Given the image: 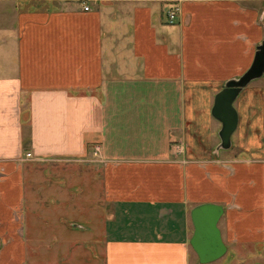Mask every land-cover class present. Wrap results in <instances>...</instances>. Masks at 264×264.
Wrapping results in <instances>:
<instances>
[{"label":"crops","instance_id":"crops-1","mask_svg":"<svg viewBox=\"0 0 264 264\" xmlns=\"http://www.w3.org/2000/svg\"><path fill=\"white\" fill-rule=\"evenodd\" d=\"M263 41L264 0H0V264H199L204 204L264 250V77L240 153L212 114ZM76 200L97 220L45 215Z\"/></svg>","mask_w":264,"mask_h":264},{"label":"water","instance_id":"water-1","mask_svg":"<svg viewBox=\"0 0 264 264\" xmlns=\"http://www.w3.org/2000/svg\"><path fill=\"white\" fill-rule=\"evenodd\" d=\"M264 77V41L258 46L254 62L250 69L240 78L228 81L225 88L218 93L212 114L222 123L220 131V150H230L233 147V136L239 127V113L236 102L241 93L252 82ZM225 215L223 206L204 204L193 209L191 213L194 226V236L191 246L198 255L199 264H210L227 255L226 246L219 227Z\"/></svg>","mask_w":264,"mask_h":264},{"label":"rangeland","instance_id":"rangeland-1","mask_svg":"<svg viewBox=\"0 0 264 264\" xmlns=\"http://www.w3.org/2000/svg\"><path fill=\"white\" fill-rule=\"evenodd\" d=\"M258 81L261 80H256L254 82H252L249 86H253L255 85V83H257ZM248 86V87H249ZM243 97V96H241ZM241 99V98H240ZM237 135L236 134L234 136L233 139V143H234V149L232 151H239L238 148V144H237ZM95 151L91 149L90 153L93 154ZM240 153V151H239ZM94 206H91L90 204L87 206H82V204L80 203V201H74V203L70 206H67L64 210V212H60L58 211V215L57 212L55 211V209L53 207H49V209L46 211V216H48L49 218H62L65 217L69 220L72 219H76L78 220V224L81 223V221L83 222V224H85V222L90 219H94L97 220L98 218V212L97 210H94ZM47 218V217H46ZM235 226H232L234 229L237 226L236 221H233ZM58 223V222H56ZM42 225L43 224L42 222ZM219 227L221 230H223V223L219 224ZM223 232V231H222ZM60 236H63V234H60ZM68 239V237H67ZM79 239V238H74V240ZM242 246V245H240ZM193 257L196 261L197 254L195 252H193ZM192 264H197V263H192ZM210 264H264V250H259L256 249L255 247L252 248H242L239 246H235V247H231L229 246V251L227 253V255H225L222 259L210 263Z\"/></svg>","mask_w":264,"mask_h":264},{"label":"built area","instance_id":"built-area-1","mask_svg":"<svg viewBox=\"0 0 264 264\" xmlns=\"http://www.w3.org/2000/svg\"><path fill=\"white\" fill-rule=\"evenodd\" d=\"M86 10L89 11V8L86 7ZM177 12H179V9H177L176 11H173V12H171V13L169 14V20H170L171 22H174V20H175V18H176V16H177Z\"/></svg>","mask_w":264,"mask_h":264}]
</instances>
